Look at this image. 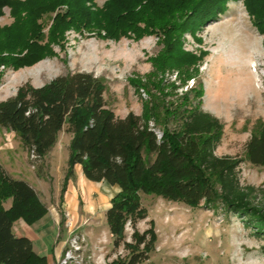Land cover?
<instances>
[{
  "label": "trees",
  "instance_id": "1",
  "mask_svg": "<svg viewBox=\"0 0 264 264\" xmlns=\"http://www.w3.org/2000/svg\"><path fill=\"white\" fill-rule=\"evenodd\" d=\"M227 1L105 0L97 7L94 0H0V15L7 7L13 18L9 25L0 26V65L18 69L52 55L51 43L59 42L67 28L115 41L156 35L162 38L163 48L150 57L151 63L157 70L178 69L184 84L194 78L196 62L205 51L185 50L183 33L215 19L227 8ZM243 2L264 33V0ZM46 16L52 20L48 34L43 31ZM105 90L103 78L76 70L40 86L25 82L0 101V126L14 131L23 147L33 150L36 161L48 154L59 132L71 134L62 192L77 164L86 179L117 187L104 215L112 247H122L126 253L103 264H139L154 249L152 220L143 231L136 227L147 216L141 194L220 209L239 216L255 234L264 232V191L261 199L258 188L241 184L242 158L216 154L223 123L201 108L200 81L166 100L167 119L163 125L157 121L160 127L149 124L148 107L142 114L116 115L106 104ZM244 156L252 165L264 166V120L246 140ZM47 211L38 192L0 163V264H47L46 255L36 252L28 237L13 231L15 220L31 225ZM127 224L132 228L129 236Z\"/></svg>",
  "mask_w": 264,
  "mask_h": 264
},
{
  "label": "rangeland",
  "instance_id": "2",
  "mask_svg": "<svg viewBox=\"0 0 264 264\" xmlns=\"http://www.w3.org/2000/svg\"><path fill=\"white\" fill-rule=\"evenodd\" d=\"M94 2L102 7L105 0ZM12 20L9 9L4 7L0 26L9 25ZM43 21L48 23L43 29L48 34L52 20L46 16ZM182 40L183 48L189 52L205 51L196 62L194 78L184 84L178 69L157 70L151 63L150 57L163 48L162 38L159 40L156 35L138 40L122 37L115 41L96 32L67 28L59 42L51 43L52 55L18 69L0 65V101L14 95L25 82L40 86L57 75L80 70L104 79V98L116 115L124 116L128 111L142 114L148 107L149 124L160 127L167 119L166 100L190 90L200 81L201 108L223 123L216 154L242 158L240 182L258 188L262 199L264 166L247 161L244 144L258 122L264 120V33L256 27L243 0H228L224 12L194 31H185ZM70 138V133L59 132L48 154L36 161L30 159L14 131L0 126V163L11 176L27 177L58 218L59 233L50 213L32 223L37 235L32 241L36 252L51 255L61 249L63 239L64 251L69 237L78 233L84 238L85 264H103L126 253L122 247H112L104 204H93L97 193L108 198L114 190L102 182L88 199L74 167L73 177L67 180L64 192L61 191ZM72 186L76 198L74 209L69 207L66 197ZM141 200L147 216L136 227L143 231L152 220L156 240L149 258L139 264H264V232L255 234V229L239 216L220 209L206 210L167 201L152 193L141 194ZM131 231L127 224L128 236Z\"/></svg>",
  "mask_w": 264,
  "mask_h": 264
},
{
  "label": "crops",
  "instance_id": "3",
  "mask_svg": "<svg viewBox=\"0 0 264 264\" xmlns=\"http://www.w3.org/2000/svg\"><path fill=\"white\" fill-rule=\"evenodd\" d=\"M75 171H76L77 179H80V181H81L82 190H83V192L85 193V195L89 199L90 197H92V195H94V192H97V190H98L97 189L98 188V184H101L102 182L101 181L100 182H95V181H90V180L86 179L83 176V174H82L80 165H78V164L75 165ZM15 178L26 180L29 184H31L30 181L27 179V177L15 176ZM105 185L108 186V187H110V188H112L114 190V192L117 190V187H115V186H109L107 184H105ZM66 195L65 196L67 197V203H68L69 207H71L72 209H74L76 207V198L74 197L75 194L73 192V186L71 187V190H70V188H69V190H67V194ZM110 197L111 196H109L107 198V196L104 193H100L99 192V193H97V200H96L97 202L96 201H93V204H94V202H95L94 205H96V204H104V212H105V210L110 205V202H109ZM9 203H10V201H7L6 206H8ZM47 213H50V216H51L52 220H54V223L56 224L57 229H58V233H59V225H58L59 222L57 220L58 218L56 217V215L54 214V212H52L50 210L49 207H48ZM13 231H14V233L16 235L26 236L31 241H33V239L37 237V235L35 233V230L33 228V225L32 224L31 225L27 224L22 219H17V220H15L13 222ZM63 246H64V239H63V242H62V245H61V249L60 250H56L51 255H46L47 264H56L58 262V260L60 259L61 255H62Z\"/></svg>",
  "mask_w": 264,
  "mask_h": 264
},
{
  "label": "built area",
  "instance_id": "4",
  "mask_svg": "<svg viewBox=\"0 0 264 264\" xmlns=\"http://www.w3.org/2000/svg\"><path fill=\"white\" fill-rule=\"evenodd\" d=\"M161 134L158 133V136ZM30 159H36V155L33 150L28 151ZM84 238L75 233L67 240V247L64 249L62 256L56 264H85L83 255Z\"/></svg>",
  "mask_w": 264,
  "mask_h": 264
}]
</instances>
